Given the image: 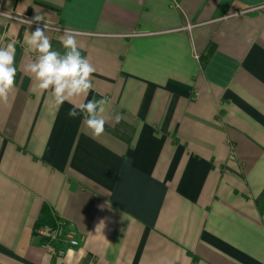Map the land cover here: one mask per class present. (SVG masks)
Returning <instances> with one entry per match:
<instances>
[{"label": "crops", "instance_id": "crops-1", "mask_svg": "<svg viewBox=\"0 0 264 264\" xmlns=\"http://www.w3.org/2000/svg\"><path fill=\"white\" fill-rule=\"evenodd\" d=\"M3 10L62 29L46 32L61 53L73 32L95 68L87 99L106 97L113 119L93 138L70 118L26 70L38 25L0 18L17 69L0 102V264H264V0ZM44 207L77 232L63 258L35 234Z\"/></svg>", "mask_w": 264, "mask_h": 264}, {"label": "clouds", "instance_id": "clouds-1", "mask_svg": "<svg viewBox=\"0 0 264 264\" xmlns=\"http://www.w3.org/2000/svg\"><path fill=\"white\" fill-rule=\"evenodd\" d=\"M41 14H36L26 21L29 27L33 23L38 26L30 32L27 44L34 49L38 55L36 59L28 64L27 72L36 81L37 88L42 91H50L56 104L63 105L66 101L72 104L67 115L77 118L82 115V127L91 133L93 138H99L104 134L105 124L113 118L106 115L108 99H87L93 90L92 74L94 66L87 57L81 55L77 40L73 32L65 29L60 42L64 52L52 48L49 37L46 35L48 25L43 24ZM15 46L9 43L6 47H0V102L7 103L9 94L16 86ZM83 97L84 102L74 103V99ZM122 117L116 115L115 123H119ZM76 243L75 240L72 241Z\"/></svg>", "mask_w": 264, "mask_h": 264}, {"label": "built area", "instance_id": "built-area-1", "mask_svg": "<svg viewBox=\"0 0 264 264\" xmlns=\"http://www.w3.org/2000/svg\"><path fill=\"white\" fill-rule=\"evenodd\" d=\"M6 0H0V18L9 19L12 21H18L21 23H26L28 19L20 17L15 13H6L3 10V5ZM247 11L245 13H249ZM35 24V23H33ZM37 25V24H35ZM43 27V25H39ZM49 29L62 30L53 27H48ZM5 36L3 33H0V46L4 41ZM36 236L42 240V247L55 258H63L66 254V247L77 248L80 245V241L77 238V232L73 229H69L65 224H58L55 228L49 227H40L36 229ZM75 240L76 243L73 244L72 241ZM60 244V246H59Z\"/></svg>", "mask_w": 264, "mask_h": 264}, {"label": "trees", "instance_id": "trees-1", "mask_svg": "<svg viewBox=\"0 0 264 264\" xmlns=\"http://www.w3.org/2000/svg\"><path fill=\"white\" fill-rule=\"evenodd\" d=\"M46 226H51V227L55 228L56 222L53 219L49 209L47 207H44L42 210L41 216H40L38 222L36 223L35 231H36V229H38L40 227H46ZM35 234H36V232H35Z\"/></svg>", "mask_w": 264, "mask_h": 264}]
</instances>
